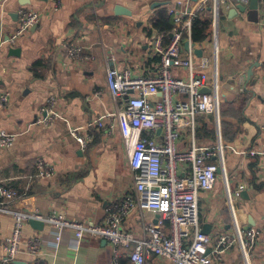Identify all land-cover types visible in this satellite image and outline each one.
I'll use <instances>...</instances> for the list:
<instances>
[{
  "label": "crops",
  "instance_id": "1",
  "mask_svg": "<svg viewBox=\"0 0 264 264\" xmlns=\"http://www.w3.org/2000/svg\"><path fill=\"white\" fill-rule=\"evenodd\" d=\"M258 2L263 8L255 22L249 14L252 0L243 2L247 6L244 12L237 8L241 2L235 0L223 5L216 0L0 1V35L6 37L18 29L20 9L31 8L41 14L38 25L0 52V90L11 94L9 103L0 107V130L16 134L11 147L0 146V185L9 184L24 193L10 208L38 211L44 216L55 212L72 220L102 224L106 207L133 192L134 180L120 132L107 134L94 127L90 131L95 137L83 149L70 128L83 127L85 134L86 124L116 109L107 81L108 55L114 56L116 66L130 68L137 75L158 71L161 59L154 41L161 35L167 45L173 30L160 31L153 18L160 10L176 9L187 12L179 24L169 12L175 27H184V50H190L185 48L186 41L193 42V52L201 49L202 57L210 59L205 71L210 80L217 81L220 100L219 114L201 115L195 131L184 130L177 143L178 149L197 144L223 150V159L214 158L219 164L214 188L199 194L201 228L211 224L213 237L232 231L235 221L259 228L261 234L249 254V264H264V155L249 154L264 149V0ZM120 6L125 10L119 12ZM196 18L212 23L202 42L192 39ZM72 47L80 48L85 58L70 57ZM202 57L196 55V62ZM176 73L188 77L189 70ZM46 110L56 113L49 125L37 122ZM39 160L52 166L55 174L37 177ZM243 190L248 191L245 196ZM160 217L152 211L136 210L124 217L121 228L140 236L146 225L157 223ZM13 224L12 214L0 211V259ZM162 226L170 232L168 220ZM57 234L49 223L38 229L28 221L24 242L30 238L42 242L35 252H28L23 243L13 264H110L107 239L87 235L79 240L69 230L59 242ZM214 247L212 241L208 253ZM146 264L174 262L153 255ZM213 264L246 261L240 246L235 245Z\"/></svg>",
  "mask_w": 264,
  "mask_h": 264
},
{
  "label": "built area",
  "instance_id": "2",
  "mask_svg": "<svg viewBox=\"0 0 264 264\" xmlns=\"http://www.w3.org/2000/svg\"><path fill=\"white\" fill-rule=\"evenodd\" d=\"M216 1L223 5L231 0ZM169 12L178 24L187 13L176 9ZM19 17L20 24L14 34L0 35V52L6 44L16 43L20 34L41 22V14L31 8L20 9ZM183 29V26L174 27L167 45L163 44L161 35L155 39L154 50L161 60L153 75H137L130 68L121 69L116 66L114 56L108 55L107 81L116 109L86 124L85 134L81 132L83 127L70 128L71 135L83 149L93 141L95 135L90 130L94 127L107 134L120 132L134 180L133 192L119 203L107 206L104 223L95 224L72 220L55 212L44 216L38 211L10 208L24 193L9 184L0 185V211L11 213L14 218L12 231L2 246L0 264H13L23 243L28 252L38 251L42 240L30 238L24 242L23 238L24 226L31 219L55 227L59 242L69 230H73L79 240L87 235L107 239L111 244L110 264H122L125 254L134 264H146L153 255L169 258L174 264H213L235 245L240 246L249 264V254L261 234L259 228H246L235 221L232 231L214 237L201 228L199 194L213 189L216 184L219 164L214 158L223 159L222 147L197 144L188 149L177 147L183 131L194 132L201 115L219 114L220 110L217 81L210 80L205 71L210 59L202 57L197 63L192 48L188 52L184 50ZM68 53L76 60L85 58L77 47L70 48ZM180 69H188V77L177 74ZM205 88L210 91H203ZM10 95L9 91L0 90V107L9 103ZM44 115L38 123L49 125L56 117L53 110H46ZM15 138L16 134L0 130V146L11 147ZM249 154L264 155V149H253ZM36 167L37 177L55 174V169L43 160H39ZM136 210L161 216L157 223L146 225L140 236L121 228L124 217ZM164 220L170 222V232L163 229ZM212 241L215 247L208 253Z\"/></svg>",
  "mask_w": 264,
  "mask_h": 264
},
{
  "label": "trees",
  "instance_id": "3",
  "mask_svg": "<svg viewBox=\"0 0 264 264\" xmlns=\"http://www.w3.org/2000/svg\"><path fill=\"white\" fill-rule=\"evenodd\" d=\"M153 25L160 31L171 32L175 27V22L171 17L168 10H160L153 18ZM212 23L210 20H202L201 18H196L192 26V39L195 42L204 41L210 33ZM122 264H133L129 258L125 257L122 259Z\"/></svg>",
  "mask_w": 264,
  "mask_h": 264
},
{
  "label": "water",
  "instance_id": "4",
  "mask_svg": "<svg viewBox=\"0 0 264 264\" xmlns=\"http://www.w3.org/2000/svg\"><path fill=\"white\" fill-rule=\"evenodd\" d=\"M237 8L240 10V11H242V12H244V11H246V9H247V6L245 5V4H243V3H239L238 5H237ZM261 8H263L262 7V4H260L259 2H258V0H252V3H251V5H250V9H249V14H250V20L251 21H255V22H258V20H259V9H261ZM125 10V8H123L122 6H120V7H118V11L120 12V11H124ZM190 46H194V43L192 42H190V41H186L185 42V48L187 49V50H189L190 49ZM194 52H195V54L197 55V56H199V57H202L203 56V51L201 50V49H198V48H195L194 49ZM203 91H207V92H209L210 90L208 89V88H205ZM248 193V191L247 190H243L242 191V196H245L246 194ZM29 222L31 223V224H33L36 228H38V229H43L44 228V226H45V222L44 221H42V220H38V219H31V220H29ZM211 224H206L205 226H204V228H203V232L204 233H210V226ZM251 225H248V226H246V228H249Z\"/></svg>",
  "mask_w": 264,
  "mask_h": 264
}]
</instances>
